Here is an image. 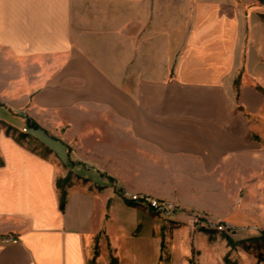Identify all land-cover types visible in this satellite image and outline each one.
Masks as SVG:
<instances>
[{
  "label": "crops",
  "instance_id": "obj_1",
  "mask_svg": "<svg viewBox=\"0 0 264 264\" xmlns=\"http://www.w3.org/2000/svg\"><path fill=\"white\" fill-rule=\"evenodd\" d=\"M263 116L260 0H0V264H156L170 219L115 182L233 219Z\"/></svg>",
  "mask_w": 264,
  "mask_h": 264
},
{
  "label": "rangeland",
  "instance_id": "obj_2",
  "mask_svg": "<svg viewBox=\"0 0 264 264\" xmlns=\"http://www.w3.org/2000/svg\"><path fill=\"white\" fill-rule=\"evenodd\" d=\"M9 117L14 124L13 127L10 126L6 129L8 135L27 143L30 148L42 155L48 153L47 147L35 142L33 135L27 133V131H30L28 118L23 121L22 116L15 113H12ZM3 123L4 121L0 119V132L6 128ZM254 129L255 137L258 138V143L264 149V121L258 129L255 127ZM26 135L29 136V139H26ZM48 141L55 151L61 155L62 146L52 139ZM260 162L259 158L257 164L258 174L250 172L248 184L242 188L238 197L239 209L234 213L233 219L228 221L203 210L187 208L173 200L159 199L146 192H136L127 186L118 184L117 181L115 182V188L117 194L130 204H141L149 209L151 208L149 202H133L124 199L120 194L122 188L128 189L131 193L146 196L149 200L157 199L161 204H171L169 208L172 209L168 208L167 211L154 210L157 214H163L170 219L163 218L159 221L156 220L155 216L153 218V247H160V255L155 260L156 264H264V239L261 237V234L264 233V162L263 171ZM253 164V162L250 163L251 168ZM67 175L70 176V182L82 178L75 171L69 172ZM256 176H258L257 179ZM174 208L175 210H173ZM173 215L182 218H177L176 221L171 219ZM197 217L201 218L200 222H196ZM208 220L223 222L226 228L223 230L216 229L213 226L201 228L204 221L207 222ZM140 232L139 229L136 233L139 234ZM7 237L14 236H4V242ZM159 239L161 242H159ZM101 250L100 246L99 252ZM107 252V264H109L110 256H116V253L112 251L110 245H108ZM152 254L154 255V249ZM140 264H150V260L141 258Z\"/></svg>",
  "mask_w": 264,
  "mask_h": 264
},
{
  "label": "built area",
  "instance_id": "obj_3",
  "mask_svg": "<svg viewBox=\"0 0 264 264\" xmlns=\"http://www.w3.org/2000/svg\"><path fill=\"white\" fill-rule=\"evenodd\" d=\"M26 130V128H25ZM120 194L121 196L124 198V199H127L129 201H133V202H139V201H144V202H149L150 203V207L153 209V210H166L168 209L169 207H171V204H161V202H159L157 199H152V200H149L146 196H142V195H139V194H136V193H131L128 189L126 188H122L120 190ZM148 199V200H147ZM169 209H172V208H169ZM175 210V208L173 209ZM167 211V210H166ZM201 218H196V222H200ZM200 225V224H199ZM205 226H213L215 227L216 229H220V230H223L226 228V225L223 223V222H212L211 220H208L207 222L204 221L203 225H201V228L202 227H205ZM5 242L9 243V242H18V239L17 238H14V237H7L4 239Z\"/></svg>",
  "mask_w": 264,
  "mask_h": 264
},
{
  "label": "trees",
  "instance_id": "obj_4",
  "mask_svg": "<svg viewBox=\"0 0 264 264\" xmlns=\"http://www.w3.org/2000/svg\"><path fill=\"white\" fill-rule=\"evenodd\" d=\"M264 4V0H260ZM27 122L29 123L30 120L28 119ZM33 125V122H30ZM70 176L67 175L65 178H59L57 180V185L61 190V209L63 210L67 200V187L70 185ZM262 239H264V233L261 234ZM115 261V260H114Z\"/></svg>",
  "mask_w": 264,
  "mask_h": 264
}]
</instances>
